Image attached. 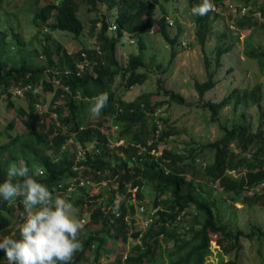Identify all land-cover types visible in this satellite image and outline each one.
I'll list each match as a JSON object with an SVG mask.
<instances>
[{
  "label": "trees",
  "instance_id": "16d2710c",
  "mask_svg": "<svg viewBox=\"0 0 264 264\" xmlns=\"http://www.w3.org/2000/svg\"><path fill=\"white\" fill-rule=\"evenodd\" d=\"M191 1L196 6L202 3ZM211 1L215 9L204 15L194 14L195 37L202 46L210 35L216 13L224 10L223 0ZM251 2L254 7H249V15L232 19L239 30L252 29L255 23L264 29V0H243V6ZM80 3L96 13L92 28H96L98 21L101 23L95 36L100 53L95 47L68 52L50 34L61 30L81 35L84 26L78 15ZM99 4L115 10L112 22L108 15L100 13ZM255 10L260 12V21L252 15ZM32 23L37 28L44 27V32L49 29L40 42V50L26 51L19 33H13V44L0 35V101L4 100L9 109H17L16 116L24 126L20 132L14 129L12 120L0 126V179L10 163L22 159L30 170H42L36 178L54 195L71 200L78 209L88 210V218L78 232L82 247L74 253L70 264H206L212 255L213 237L218 248L217 264H241L238 254L242 238L264 243V227L252 225L245 233L231 215L227 219L224 216L228 210L233 213L235 203L264 206V107L260 84L242 93L233 89L217 102L206 100L202 104L213 120L232 101L234 105L240 101L256 104L260 119L255 131L251 132L250 125L233 124L223 126V134L211 142L188 144L182 151L159 148L173 135V130L168 118L159 114L165 102L156 96H166L168 102L182 105L186 104L183 95L164 88L158 79L155 91H144L127 100L117 94L113 83L118 74L127 89L147 79L146 71L140 70L144 67L146 33L160 35L170 45V56L174 57L178 36L170 34L172 22L167 21L161 0H51L39 7ZM109 27L113 28L112 36L106 34ZM125 33L136 38L138 50L121 66L116 46ZM231 49V43L216 46L217 66L221 56ZM82 52L86 53V60ZM245 55L256 59L264 75V46H249ZM38 57L44 60L37 62ZM206 71V80L194 82L199 99L215 86L208 60ZM28 84L31 89L24 92L27 106L16 107L12 99L14 89ZM34 88L38 91L34 92ZM40 90L53 92L43 111L37 106L45 103ZM100 93H107L108 101L98 115H93L89 108ZM106 123L117 130L112 147L111 133L104 130ZM118 140L123 142L115 144ZM234 144L238 150L233 148ZM206 153H211V161L204 157ZM232 170L244 171L236 176ZM201 175L217 193L207 187ZM80 179L95 183L107 180L113 184L106 201L97 202L102 193L90 195L86 184L78 185ZM72 181L77 186L66 196L64 190ZM146 186L153 191L147 202ZM134 200L143 205L144 215L151 217L145 227L134 226ZM22 213L19 197L0 200V237L9 234L17 221L22 222ZM187 214L192 216L188 222ZM130 237L135 242L125 251L121 243L126 244ZM114 250L120 252L111 259ZM3 258L7 259L0 253V260Z\"/></svg>",
  "mask_w": 264,
  "mask_h": 264
},
{
  "label": "rangeland",
  "instance_id": "374dc122",
  "mask_svg": "<svg viewBox=\"0 0 264 264\" xmlns=\"http://www.w3.org/2000/svg\"><path fill=\"white\" fill-rule=\"evenodd\" d=\"M51 0H2L0 2V35H4L10 44H13V33H19L21 39L24 41L26 51L31 49L40 50L42 40L45 38V28H37L32 23V17L38 12L39 7ZM200 2L202 0H199ZM165 8L166 17L169 25L171 35H177V42L174 46L175 55L170 56L171 47L167 42L157 33L149 32L143 35L145 49H144V67L141 71H146L147 79L142 84H136L131 88L124 87L121 74L116 75L113 83V88L121 97L130 100L136 95L144 91H155L157 80L160 79L164 88L172 89L179 92L185 98L186 104H176L169 101L168 97L163 95L156 96L157 100H163L165 103L159 110L161 116L168 118L173 130L167 140L159 145V148H174L177 151H182L188 144L206 143L214 141L223 134L222 127H230L233 124H240L243 127L250 125L251 132L255 131L260 119V110L256 104L250 101H240L239 104L234 105L232 101L220 110L215 120L211 119L210 111L202 107L206 100L217 102L226 97L233 89L239 90L241 93L245 90H250L256 84L262 86L263 97L261 106L264 107V75L260 72L256 59L245 55V49L249 46L260 48L264 46V29H261L257 23L252 29L239 30L231 28L230 23L233 18H236L231 13V6L243 5V0H223L224 10L220 9L217 18L212 22V29L206 43L202 46L195 37V16L192 8L196 6L191 0H161ZM212 2V1H211ZM250 8L254 7V3H248ZM248 7V8H249ZM99 11L102 14L109 16L110 21L114 20L115 10H109L106 5L99 4ZM253 12V11H252ZM156 14H160L158 8ZM78 15L83 23V31L80 36H74L70 32L54 30L51 35L56 38L68 52H76L84 47L92 48L97 46L96 31L100 28L101 23H96V28H92V21L96 18L94 11L88 10V5L80 3L78 8ZM238 17V16H237ZM257 19H262L258 18ZM260 21V20H259ZM155 29V27L153 28ZM108 36L114 35L113 28L109 27L106 31ZM232 44V49L223 54L220 58V64L215 63L216 46L221 44L225 47ZM15 48L12 51H16ZM138 50L136 38L124 34L123 38L117 43L116 56L121 66L127 64L130 54L136 53ZM34 59V58H33ZM37 62H42L44 57L35 58ZM209 61V70L213 72L215 86L207 90L202 99H199L198 93L194 88L195 81H204L207 78L206 61ZM37 88H39L37 86ZM42 100L45 102L41 105V110H46L53 92L39 91ZM12 99L16 107L27 106L26 97L21 94L13 95ZM17 109H9L5 105V101H0V126H4L6 122L12 120L14 122V129L20 132L24 129L21 119L16 116ZM49 118H47L48 120ZM104 130L111 133V146L114 144V137L116 135V127L111 129L108 123L105 124ZM4 139V138H3ZM93 145L91 144L90 147ZM112 147V146H111ZM235 150H238L236 144L233 145ZM211 153L204 154L206 160H210ZM205 161H201L203 166ZM244 170L231 173L238 176ZM201 180L204 181L208 188L213 189L206 181L205 177L201 175ZM113 184L107 180L100 183L89 181L85 186L90 195H97L102 193V197L97 202L106 201L109 196L110 188ZM145 201L153 195V191L149 186H146ZM214 193L218 190L213 189ZM226 197V196H224ZM152 200V199H151ZM135 211L134 226L136 228L145 227L143 224L144 215L140 211L139 203L134 200ZM236 207L224 213L225 218L233 219L234 223L243 232H249L252 225L264 227V206H242L235 203ZM82 223L86 222L88 218V210L86 208L78 209L73 206L71 209ZM192 218L187 214L185 221ZM84 219V220H82ZM16 227L12 228L9 234L15 235L18 231L20 222H16ZM134 239L131 237L126 244L121 243L125 251L129 244H132ZM212 255L206 260V264H217V245L215 237L212 238ZM242 248L239 252V260L241 264H264V243H259L256 239H241ZM119 250H114L111 254L113 259ZM104 261V260H103ZM106 262V259L104 263ZM0 264H8L7 259H1Z\"/></svg>",
  "mask_w": 264,
  "mask_h": 264
},
{
  "label": "clouds",
  "instance_id": "9594fccd",
  "mask_svg": "<svg viewBox=\"0 0 264 264\" xmlns=\"http://www.w3.org/2000/svg\"><path fill=\"white\" fill-rule=\"evenodd\" d=\"M213 8L211 0H202L192 8L204 15ZM108 101L107 93L94 97L90 112L98 115ZM42 170L28 167L24 160L10 163L0 179V200L19 197L23 206L18 234L0 237V253L8 264H70L81 247L78 232L81 221L72 214L73 203L37 179Z\"/></svg>",
  "mask_w": 264,
  "mask_h": 264
},
{
  "label": "built area",
  "instance_id": "2783aa9c",
  "mask_svg": "<svg viewBox=\"0 0 264 264\" xmlns=\"http://www.w3.org/2000/svg\"><path fill=\"white\" fill-rule=\"evenodd\" d=\"M249 6H243V5H239V6H237V5H233V6H231V8H230V10H231V13H232V15L234 16V17H237V16H241V15H249V8H248ZM212 9H215V7H214V5H213V8ZM252 15L253 16H256V17H258V18H261V16H260V12L258 11V10H255L253 13H252ZM230 27L231 28H236V25H235V23H234V21L232 20V22L230 23ZM96 51L98 52V53H100V48H99V46H96ZM81 55H82V57H83V59L84 60H86L87 59V55H86V53L85 52H82L81 53ZM84 60L82 61V62H84ZM82 62H80L79 63V66H83V63ZM31 89V85L30 84H28V85H26V86H24V87H17V88H15L14 89V94L15 95H19V94H21V95H23L24 96V92L25 91H27V90H30ZM33 91L34 92H36V91H38V89L37 88H34L33 89ZM37 106H38V109L39 110H41V105H39V104H37ZM123 142V140H118V141H116L115 142V144H120V143H122ZM155 153H157V152H155ZM87 183H89V181L88 180H85V179H80L79 181H78V185H80V186H82V185H85V184H87ZM77 186V184L75 183V182H71V183H69L68 184V186L66 187V189L64 190V192H65V194H66V196H70L71 195V192L72 191H74V189H75V187ZM135 187L132 189V191L134 192L135 191ZM140 207V211L142 212V211H144V207H143V205H140L139 206ZM153 211H155V209H153ZM82 220H84V219H82ZM151 220V217H144V220H143V224L146 226L148 223H149V221Z\"/></svg>",
  "mask_w": 264,
  "mask_h": 264
}]
</instances>
